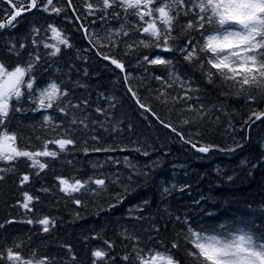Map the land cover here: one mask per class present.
Segmentation results:
<instances>
[{
	"label": "snow or ice",
	"instance_id": "1",
	"mask_svg": "<svg viewBox=\"0 0 264 264\" xmlns=\"http://www.w3.org/2000/svg\"><path fill=\"white\" fill-rule=\"evenodd\" d=\"M7 3L12 10H3L0 31L15 28L22 13L33 9L76 24L91 48L95 49L96 55L123 74L127 90L139 107L176 133L179 140L191 149L208 154L213 151L234 153L244 148L243 143L235 140L232 146L223 147L216 143L201 142L198 138L178 132L175 125L166 124L150 104L139 98L137 90L130 83L131 73L127 71L125 61L118 54L105 53L103 50H119L123 45L124 56L137 54V63L163 68L165 75L153 76L162 85L161 89L156 90L155 99L164 105L183 103L182 113L188 115L182 116V123L199 124L208 115L206 105L198 95H193L199 93L200 88L194 86L192 75L181 71L176 56L194 72H198L206 84L220 89L222 95L243 97L246 102L264 101V0H80L79 7L74 0H29L27 7L25 0H7ZM129 39L131 42H128ZM6 47L8 53L17 58L24 50L29 47L32 49L27 54V60L14 66L0 60V162L8 165L0 167V173L17 175V165L24 161L29 171L18 174L19 186L23 188L31 183L33 177L39 178L42 173L49 171L50 162L69 151V146H76L77 134L94 130L97 121L90 120L88 115L76 114V110L84 113L89 101L84 99L74 103L71 89L64 81L53 79L44 87H38L36 73L42 63L59 57L63 49L73 47L65 28L56 22L43 27L33 24L30 34L23 41L17 42L10 38ZM40 49L44 50L43 54ZM142 50H148L149 54H142ZM156 50L169 55H161ZM84 74H88L87 70ZM171 89H179V92L173 95L169 91ZM105 99L113 101L109 104L110 108L115 106L114 97ZM25 102L32 105L31 111L46 112L51 109L61 114L60 117L43 116L40 129L46 135L35 137L39 146H30V138H25L17 130H10L12 114L25 111ZM95 112L104 115L106 109L96 107ZM256 121H264V110L250 111L243 127L250 128ZM100 126L103 127L102 122ZM229 130L234 131L231 123ZM199 136V132L195 133V137ZM90 139L99 142L100 137L93 135ZM82 143L84 147L81 150L86 155L89 152L116 151L109 147L89 148L87 140ZM135 150L141 151L140 148ZM143 155L148 156L149 153L143 151ZM125 163L135 169L127 157ZM257 163H264V156ZM139 174L148 176L147 172ZM5 179L4 175H0V181ZM128 179L131 180V177ZM55 180L59 191L70 198L77 208L86 207L80 198L81 194L90 192L95 195L108 187L107 178L95 176L85 179L58 175ZM118 182H121L119 176L112 181ZM187 187L184 185L179 191L183 192ZM174 190L175 185L164 187L162 194L169 196ZM39 191L49 193L51 189L42 186ZM127 192L125 187L124 194ZM124 194L116 196V204L123 202ZM21 196L22 199H18L16 205L24 210L23 215L27 217L33 213L35 204L41 198L29 191H23ZM147 203L144 201L143 205L137 206L141 214ZM116 204H110L109 208L116 207ZM76 216L79 217V212ZM133 219L141 220L143 216ZM174 219L180 231L170 246L159 235L161 227L166 230L167 225L155 222L144 235L134 228L124 229L119 244L102 237L100 233L85 236V241L101 242L100 246L89 249V264H264V231L256 234L251 230L230 229L220 225L213 234L202 228H194L187 217L182 219L176 215ZM172 220L173 217L169 215L168 223ZM15 223L38 224L42 226L44 234H49L57 222L48 215L22 220L12 217L0 223V230L6 232V225ZM31 240V236L9 239L0 234V264H78L79 256L72 244L61 245L64 253L57 258L50 252L41 251Z\"/></svg>",
	"mask_w": 264,
	"mask_h": 264
},
{
	"label": "trees",
	"instance_id": "2",
	"mask_svg": "<svg viewBox=\"0 0 264 264\" xmlns=\"http://www.w3.org/2000/svg\"><path fill=\"white\" fill-rule=\"evenodd\" d=\"M28 2L29 0H25V7ZM74 2L79 7L80 0ZM3 10H12L7 0H0V19L4 17ZM18 21L15 28L0 31V60L9 66L27 60L31 47L17 58L8 53V40L11 38L17 42L23 41L30 34L33 24L43 27L47 23L56 22L66 29L73 47L63 49L59 57L42 63L36 73L38 87H44L53 79L57 82L64 81L71 89L74 103L84 99L89 101V107L84 113L76 110V114L88 115L97 124L94 130L78 133L77 145L69 146V151L50 162L49 171L42 173L39 178L33 177L31 183L23 188L19 186L18 174L29 171L24 161L18 163L17 175L0 173L6 177L4 181H0V223L12 217L22 220L45 215L57 222L49 234H44L42 226L38 224L25 223L6 225L7 231L0 230V234L9 239L14 236H31L33 245L57 258L64 253L61 245L70 243L78 253V264H89V249L100 246L101 242L85 241V236L100 233L102 237L119 244L120 234L124 229L134 228L144 235L155 222L167 225L166 230L161 227L159 235L170 246V242L180 231L174 219L176 215H180L182 219L187 217L194 228H202L213 234L220 225L230 229L251 230L256 234L264 231V163H257L264 156V121H256L250 128L243 127L250 111L264 110V101L253 103L246 102L243 97L222 95L220 89L206 84L201 75L177 55L181 71L192 75L194 86H199L200 92L193 95L200 97L208 113L202 123L185 125L182 123V116H187L188 113H182L183 103L164 105L155 99L156 90L161 89L162 85L153 76L165 75L163 68L137 63V54L124 56L123 45L119 50L105 48V53L118 54L125 61L127 71L131 73L130 83L137 90L139 98L150 104L166 124L175 125L178 132L198 138L201 142L216 143L223 147L232 146L235 140L245 145L234 153H198L180 141L176 133L162 125L151 113L139 107L127 90L123 74L96 55L95 49L91 48L76 24L61 17H49L35 9L23 12ZM97 30L99 31V25ZM40 51L43 54L44 50ZM156 51L161 55H169ZM142 54H149L148 50H142ZM85 70L87 75L84 74ZM169 91L175 95L179 89ZM105 97H114L115 106L110 108L109 104L113 101ZM24 107L25 111L12 114L10 130H17L25 138H30V146H39L35 137L46 135L40 129L43 116L60 117L61 114L51 109L46 112L31 111L32 105L29 102H25ZM96 107L106 109V114L96 113ZM229 123L234 131L229 130ZM197 132L200 133L199 137H195ZM93 135L100 137L99 142L90 139ZM85 140L88 141L89 148L109 147L116 151L89 152L86 155L81 150ZM136 148L141 151L137 152ZM143 151H147L149 155H143ZM125 157L135 165V169L125 163ZM243 161L248 163L244 164ZM252 165L256 167L253 168ZM7 166L0 162V167ZM140 172H147L148 176H142ZM58 175H73L85 179L92 176L107 178L108 187L95 195L90 192L81 194L80 198L84 200L86 207L77 208L70 198L59 191L55 180ZM117 176L121 182L112 183ZM228 177L232 179L229 180ZM172 185L176 186V190L169 196L163 195L162 188ZM184 185L188 187L183 192L179 191ZM42 186L49 187L51 192H40ZM125 187L128 189L127 194H124ZM23 191L41 198L35 204L33 213H29L27 217L23 215L24 210L16 205V201L22 199ZM118 194H124L125 198L122 203L116 204ZM144 201L148 203L141 214L137 206L143 205ZM110 204H116V207L109 208ZM77 212L79 217L76 216ZM141 215L143 219H133ZM169 215L173 217L171 223H168Z\"/></svg>",
	"mask_w": 264,
	"mask_h": 264
}]
</instances>
